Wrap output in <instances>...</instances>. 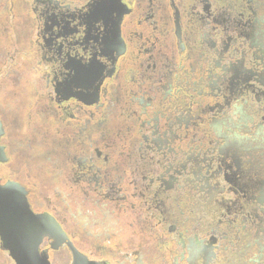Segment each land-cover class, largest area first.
Masks as SVG:
<instances>
[{
    "label": "flooded vegetation",
    "instance_id": "af4514ba",
    "mask_svg": "<svg viewBox=\"0 0 264 264\" xmlns=\"http://www.w3.org/2000/svg\"><path fill=\"white\" fill-rule=\"evenodd\" d=\"M8 4L15 29L2 23ZM0 23L5 56L25 50L11 49L22 64L0 100V182L60 224L66 237L40 246L51 264L63 248L68 264H220L229 244L241 264H264V0H0ZM34 96L54 110L42 125L69 135L53 209L13 165L29 141L13 130ZM124 210L139 213L134 228L144 213L163 233L123 241Z\"/></svg>",
    "mask_w": 264,
    "mask_h": 264
},
{
    "label": "rangeland",
    "instance_id": "374dc122",
    "mask_svg": "<svg viewBox=\"0 0 264 264\" xmlns=\"http://www.w3.org/2000/svg\"><path fill=\"white\" fill-rule=\"evenodd\" d=\"M19 4H21L19 7L23 10L22 12H18L22 13V14H27V12L29 13V10L31 11V7L32 4L31 3H27L25 4L24 2H19ZM11 8H14L13 10V14L14 12L16 13L15 7L12 4H8L7 7L4 8V14H1L2 16L5 15L6 19H2V23L3 22H8L7 26L11 27V25L13 24L14 27L11 28H16L15 24L17 22H19L20 20H18V15L14 14L13 18H11L12 14H8L10 13ZM16 15V16H15ZM10 17V18H9ZM28 17L31 20V16L28 15ZM4 25V23H3ZM1 26V23H0ZM29 26V23H28ZM4 26H2L3 28ZM21 27H25L24 25L19 24V26L17 25V28L20 29ZM4 31V30H3ZM2 31V29H0V51H2V56L3 59L1 58L0 55V100L3 99V97L5 96L4 93H6V80L5 78L8 75H11V71L12 68L17 67L18 65L22 64L20 61H22V57H16L15 60L10 61V53H12V51L14 52V54L16 53V50H23V48L21 47H14L12 46L10 49V52L8 55L5 56V53L8 52L9 48H10V42L6 36V34H4V32ZM15 41V38L13 39ZM26 44V43H25ZM29 45H30V41H29ZM29 48H31L30 46H28ZM25 50H23L24 52ZM5 59V60H4ZM34 65H37V59L32 60ZM4 62V63H2ZM31 69V68H30ZM30 69L28 70L30 73ZM23 73L22 72H15L14 73V77H18L21 76ZM28 75V74H27ZM27 81H29V79L27 78ZM34 81V80H33ZM34 99V102H40L39 106H35L34 108L32 107L31 104V100ZM31 100L29 102V106H28V110H20L19 114H18V123L16 125V127L13 130V133L16 136V143H22V141L24 140V136L25 134L28 135L29 137V141L26 143V145L24 147L18 145V158L15 159V162L13 163L14 168H16L18 170L17 172V177L20 178V180H27V182H30L29 185L32 188L33 191H36L38 193L39 199H40V205L43 206V208H50L53 209L55 204L57 205V201H59L58 198V194L55 190V186L53 184H56L58 181L57 179V172L58 170H56V166L58 162L57 160H59L57 157L60 155L61 152H58L59 149V142H67L66 140L68 139L67 137H69L68 132L65 130L63 131L64 135L60 136L59 132H58V128L56 127V125H54L50 120L45 121V124L42 125V118L40 115L45 114L48 116L53 117V111L52 109H50V105L48 103L46 108L45 106L43 107V105H45V102L43 103V100H36L35 96L31 97ZM43 103V104H42ZM25 113H24V112ZM24 113V115H23ZM42 113V114H40ZM23 115V116H21ZM0 116H5V110L0 107ZM28 126V128H27ZM33 129V131L35 132V136H33L32 134H27L25 132H30ZM67 132V133H66ZM64 136V137H63ZM3 142H7L6 136L3 138ZM63 148V147H62ZM23 153L25 154L23 157ZM23 159H21L22 157ZM61 155L63 156V154L61 153ZM60 155V156H61ZM64 157V156H63ZM30 161L29 162V168L31 169L29 171V169L27 168V166L25 165L24 161ZM21 164V167H19ZM5 167V166H4ZM4 171V170H3ZM27 171H29V174L27 176ZM34 197V196H33ZM67 198V202H69L68 197ZM182 208L184 209V211H188L189 213L192 214L193 217L197 218L199 216H202L203 213L202 211H195L193 210V207L191 205H188V210H186V204L184 202H181ZM173 207L175 208V210L177 208H179V206H177L175 203H173ZM190 207V208H189ZM145 208L144 206L142 207V209ZM143 211V210H141ZM117 213V212H116ZM132 212H130L129 210H124L123 213V221H125V223L118 225L119 227L122 225L123 229L126 228V231H121L118 235L122 238L123 241L126 242L125 239L128 238L129 233L132 232V230H135V236L137 234V232H140V234H138V236L140 235L141 238L145 241H148L149 239V235L150 233L153 234V232L155 231V235L162 234L164 229L160 226V225H154L152 227L151 221H148L147 219H144V213L140 214V220L141 222L139 224L136 225L137 227L134 228L133 225H130L129 222L133 221L136 215H138V212H135L133 214H131ZM138 213V214H137ZM152 213V212H151ZM110 215V213H108ZM118 215V213H117ZM68 217V215H67ZM122 217V218H123ZM69 218V217H68ZM105 219V217L101 216V221L103 222ZM107 221V220H106ZM109 223L110 219H109ZM149 223V224H147ZM107 225V224H104ZM126 225V227H125ZM129 227V229H127ZM205 226L201 225V229H204ZM137 231V232H136ZM134 233L132 232L130 235H134ZM126 236V237H125ZM129 236V237H131ZM124 238V239H123ZM136 239V238H133ZM76 241H80L79 238H76ZM163 244V243H162ZM147 246H150V244H145V246H142V249L144 251V253L148 254V249L146 248ZM230 246V249L225 251V255H221V262L220 264H241V260H239V256L237 254L238 251V247H234V246ZM109 256L111 255L110 253H108ZM51 256H52V261L53 264H68L69 263V254L68 251L63 248L60 249L59 251H53L51 252ZM59 258V259H58ZM61 258V259H60ZM146 261V260H145ZM146 263H149V261H146ZM0 264H14V261L9 257L8 253L4 250H2L0 248Z\"/></svg>",
    "mask_w": 264,
    "mask_h": 264
},
{
    "label": "water",
    "instance_id": "95a60500",
    "mask_svg": "<svg viewBox=\"0 0 264 264\" xmlns=\"http://www.w3.org/2000/svg\"><path fill=\"white\" fill-rule=\"evenodd\" d=\"M58 235L66 237L52 215L31 209L23 186L13 181L0 182V248L14 264H51L40 246L45 236ZM69 245L78 252L71 243ZM75 264L87 263L77 260Z\"/></svg>",
    "mask_w": 264,
    "mask_h": 264
}]
</instances>
